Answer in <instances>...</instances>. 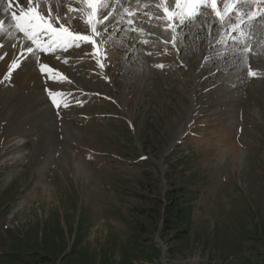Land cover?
<instances>
[{
    "label": "rangeland",
    "instance_id": "374dc122",
    "mask_svg": "<svg viewBox=\"0 0 264 264\" xmlns=\"http://www.w3.org/2000/svg\"><path fill=\"white\" fill-rule=\"evenodd\" d=\"M136 1L122 0L120 26L144 31H114L106 58L85 43L36 90L0 85V264L57 231L55 264H264V14L240 35L206 9L174 47L144 13L175 0ZM85 6L69 0L64 23L84 31ZM45 88L64 94L59 115ZM181 187L185 233L164 220Z\"/></svg>",
    "mask_w": 264,
    "mask_h": 264
},
{
    "label": "snow or ice",
    "instance_id": "6c2138e0",
    "mask_svg": "<svg viewBox=\"0 0 264 264\" xmlns=\"http://www.w3.org/2000/svg\"><path fill=\"white\" fill-rule=\"evenodd\" d=\"M256 2H258V0H175L174 9H170L169 7L162 8L163 15H157L155 17L148 13H144V15L148 16L149 21L152 19L165 21L163 27L165 30L172 31L171 43L175 47L177 38L179 37L182 41L186 29L198 23L197 18L208 8L211 9L216 19L220 21L221 27L227 24L231 32H237L239 30L240 35H243L244 33L241 29V25L247 23L251 26L255 18L254 14L255 16L264 14V9L247 7ZM259 2L264 3V0H259ZM83 3L90 9V13L87 15L85 21L86 29L84 31H79L72 26L71 21H69L67 25L63 22V19L68 16V12H65L62 16L59 12V8L54 12L52 8L49 7L47 9V15H45L44 12L40 10L39 0H0V5H6L2 11L9 14L14 28L19 33L23 34L24 39L31 42V46H28L26 49L22 46L21 55L26 51L37 61L39 60V53L47 55L53 51L54 46L67 51L72 47L79 48L85 43L92 46L93 58L97 56L106 58L107 52H102L100 46L106 43L103 34L109 33L111 35L110 29L114 28L112 23L105 24V21L109 20L111 13L107 16L98 15L102 0H83ZM71 10L75 11L76 9ZM128 14L129 16L136 15L134 12H129ZM136 18L137 20L140 19L138 16ZM73 19H76V17H73ZM213 23H215V21H213ZM98 24L103 25V27H98ZM133 24L134 21L132 19L127 21V25ZM3 26L4 21L0 20V29H2ZM121 30L125 32L144 31L143 28L137 29L127 26L121 28L120 22L116 21L115 31L119 32ZM148 34L155 35V33L151 32ZM97 37H100V39L97 40ZM232 39L236 41L235 36H233ZM138 42L145 44L149 43L148 40ZM161 42L168 43L169 41L161 39ZM165 51L167 50L165 49ZM238 51L241 55L242 62H247L248 56L245 55V53L251 51L250 46H246ZM85 54L87 55L88 53ZM147 54L151 55L152 53L149 52ZM57 59H59V57H57ZM96 63L100 68L105 66L101 59H97ZM17 66V62L14 61L12 68L14 69ZM157 67H163V65H157ZM40 71L41 73H51L53 70L47 64H40ZM57 75L59 74L57 73ZM248 75L254 77L256 73L249 68ZM47 78L49 80H55L56 76L48 75ZM45 91L49 94L51 104L57 110L56 114L59 115L61 106L67 107V104L64 102V94L53 93L48 88H45Z\"/></svg>",
    "mask_w": 264,
    "mask_h": 264
},
{
    "label": "bare ground",
    "instance_id": "6f19581e",
    "mask_svg": "<svg viewBox=\"0 0 264 264\" xmlns=\"http://www.w3.org/2000/svg\"><path fill=\"white\" fill-rule=\"evenodd\" d=\"M142 3H143V1H142ZM160 3L162 4L163 1L161 0ZM143 4H146V0L144 1ZM84 5H86V4H84ZM120 6H122V0H102L101 5L99 6V10H100L99 12L100 13H98V14L100 16H107V15H109V13H111V15L109 16V20L105 21V24L112 23L114 25V28L110 29L111 35L109 33L103 34V38L106 40V43L103 45V48H101L102 52L105 51L106 46H108L109 43H111V41H112V38H113L112 35L115 31L116 21L120 22V19L126 14V12H124V9L121 8ZM129 6H130V8H132L131 7L132 5H129ZM5 7H6V5H0V20L4 21V26L2 29H0V85L3 83L10 82L11 80H14L15 82H17V80H18V81H20V83H19L20 86L24 82V84L27 83V87L30 84V85H32V89L36 90V88H38L37 86L39 84V79H38L39 76L38 75L41 73L40 64H47L51 69H53V68L56 70H59V69L62 70L63 69L62 66L59 67L58 65H56L57 62L55 61L56 57H58L59 50L56 49L53 52L51 51L47 55H45L44 53H39L38 54L39 55L38 61L31 54H28L26 51H24L23 55H21L22 46L24 49H26L28 46H31V42H27L26 39H24L22 33H20V35L16 34V32H15L16 29L13 26V22L11 21L9 14L4 13L2 11V9ZM39 7H40V10H42L45 15H47V9L49 7H51L54 12L56 11L57 8H59L60 14L63 15L66 12V7L67 8L69 7V0H39ZM247 7L252 8L251 4L248 5ZM85 8H86V15H88L87 5L85 7H83V9H85ZM208 10L211 11L210 8H208ZM201 17H203V15H201ZM208 19H210V18H208ZM213 21H215L214 25L220 24V23H218L219 20L216 21V20H211V19L208 22V24L210 25L211 23H213ZM63 22H67V21H63ZM97 26L103 27V25H100V24H98ZM223 28H224V26H223ZM227 28H229L228 25H227ZM244 31H245V29H244ZM220 36L223 37L222 35H220ZM225 36L227 37V35H225ZM226 37H224V38H226ZM222 40H223V38H222ZM49 43H50V41H49ZM115 47H117V46H115ZM115 47H114L115 54H116V49H118L120 51V53L123 52V50H121V48H120L121 46H118V48H115ZM120 53H117L114 58H117ZM112 54H114L113 50H112ZM14 61L17 62L18 66L13 69L12 65H13ZM47 77H48V75H47ZM34 82H35V84H34ZM1 114H2V112L0 111V117H1Z\"/></svg>",
    "mask_w": 264,
    "mask_h": 264
},
{
    "label": "trees",
    "instance_id": "16d2710c",
    "mask_svg": "<svg viewBox=\"0 0 264 264\" xmlns=\"http://www.w3.org/2000/svg\"><path fill=\"white\" fill-rule=\"evenodd\" d=\"M191 193L186 188H178L177 190H168L166 192V197L170 202V206L165 210V226L172 231L185 233L189 222H190V208L189 205H183L179 202L189 196ZM147 217L153 218L148 215ZM182 229L181 231H179ZM58 234H62L61 231H57ZM55 235L52 237V242L54 245H46L41 247L42 249H37V247H30L28 249L22 248L16 253H10L5 255V258L10 260L15 264H55L56 257V246L61 241L60 235ZM42 239H39L41 241ZM45 239H43V242ZM37 246V244L35 245ZM68 256V255H66Z\"/></svg>",
    "mask_w": 264,
    "mask_h": 264
}]
</instances>
